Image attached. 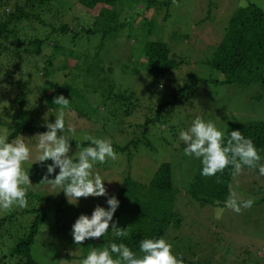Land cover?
I'll list each match as a JSON object with an SVG mask.
<instances>
[{"label": "rangeland", "instance_id": "1", "mask_svg": "<svg viewBox=\"0 0 264 264\" xmlns=\"http://www.w3.org/2000/svg\"><path fill=\"white\" fill-rule=\"evenodd\" d=\"M6 1H8L6 8L9 10L15 1L21 5L26 2ZM75 1L48 0L46 6L53 14L52 12H59L57 9L59 6L67 7L71 3L74 7ZM121 1L124 10L119 16L122 17L134 12L140 13L148 5L146 1ZM121 1L114 5V10ZM250 1L264 9V0H246V3ZM240 3L241 0H176V3L173 0H157V3L149 8V14L152 16L150 26L144 24L135 29L131 33L130 43L122 41V37L106 39L103 51L98 55L96 54L100 42L99 32L89 37L81 33L75 39L77 43L74 45L71 35H54L46 42L43 54L31 58L21 57L9 65L3 64L4 58L0 56V134L6 129L10 133L19 120L17 118L19 114L26 110L36 120L43 121L41 124L54 123V116L47 114L50 108L37 103L40 91L49 92L50 87L45 83L50 84L51 81L53 84L67 83L73 88V94L69 97V108L72 112L70 111L67 117L68 124L76 128L72 138L81 142L86 141L87 136H92L110 139L113 145L123 146L138 136L137 139H142L136 146V153L130 163L133 176L146 183L157 166L166 161L173 166L177 178L185 183L191 176V167L194 166L192 164L196 159L194 156L184 154L185 145L179 139L180 131L187 130L197 116L205 121H212L224 133L230 121L264 120V99L256 101L254 97L257 90L253 88L254 85L236 87L200 81L175 104L174 110L169 113L163 111L162 121L149 126L144 138L141 137L142 127L137 124H144V118L150 117L160 104L172 100L170 93L175 88L172 79H176L178 83L176 86L179 87L194 79L213 80L223 77L220 71L208 65L207 60L213 47L222 39L228 20L234 10L240 7ZM63 9L64 11L59 12L61 20L73 19L76 22H73L71 33H76L83 26H92L90 15H86L88 19L84 16L80 21H76L73 12L64 7ZM20 26L18 25L19 28ZM148 28L152 30V37L166 42L171 53L176 54L175 58L180 62L179 67L164 75H154L142 68L143 63L138 59L140 51L138 49L147 39L145 37ZM48 55L51 56L50 61ZM80 59L87 62L78 61ZM55 67L57 69L53 71ZM23 80L25 86L30 84L31 87L40 90L37 92L34 88L24 103L15 101L11 104V100L19 97L21 91H26L25 87H19ZM113 84L121 90L131 89V85L139 92L140 98L133 99L138 105L132 113H124L128 105L125 104L126 101L116 98L114 101L105 99ZM158 91L164 94H158ZM7 106L9 108H5ZM38 133L42 132L34 131L17 136L24 138L32 150V158L24 164L33 184L28 188V193L57 196L61 189L41 184V180L34 175L33 164L39 155L38 137H35ZM145 141L150 145H146ZM71 146L70 155L75 158L83 148L79 143ZM115 152L118 156L116 160L109 159L106 163H97L93 168L94 174L98 172L104 179L109 196L113 195L114 188L109 179V182H105V177L109 173L116 178L127 165L126 155L118 150ZM232 182H236L235 186L243 184L240 188L241 195L245 199H254L253 206L250 209H243L240 214L226 209L222 218L216 219V209L222 207L209 205L200 207L189 197L181 206L176 205L183 218L182 227L174 233H168L166 239L173 245L174 254L178 257L182 255L185 258L200 259L206 264H264V257L260 255L263 254L260 251H264V202H257L259 196L249 193L254 185L264 186V176L256 169L246 168L237 176L233 175ZM33 201L31 198L28 202ZM106 201L107 197H88L80 198L72 205L88 209L97 205L107 208ZM18 209L21 208L14 207L10 212H18ZM10 212L0 210V215ZM70 214L72 217H79L78 212ZM71 231L72 228L70 232L58 231L55 214L52 211L40 224L31 247L32 256L37 264H60L61 260H65V264H80L85 258H82V254L87 256L93 248H97L91 246V243L89 247H86L85 243L76 245ZM8 236L6 234L0 237V256L6 253V249L11 245ZM5 263L8 264V261Z\"/></svg>", "mask_w": 264, "mask_h": 264}, {"label": "trees", "instance_id": "2", "mask_svg": "<svg viewBox=\"0 0 264 264\" xmlns=\"http://www.w3.org/2000/svg\"><path fill=\"white\" fill-rule=\"evenodd\" d=\"M47 1L26 0L23 5L15 1L11 4L9 10L6 8L8 1L0 0V9L3 7L0 10V56L4 58L3 64L9 65L10 62H16L21 57L31 58L43 54L46 42L54 35L65 36L69 34L74 45L77 43L75 39L81 33L89 37L99 32L100 42L96 55L102 53L106 39H120L122 37V41L130 43L131 33L135 29L144 24L151 25L152 16L149 14V8L157 3V0H136L146 1L148 3L147 7L140 13L135 14L134 12L123 17L119 16L121 11L124 10L121 6V0L115 10L114 5L116 6L119 0H76L74 7L71 3L67 7L59 6L57 8L59 12L64 11L63 7L73 12L76 21H80L84 16L88 19L87 14L92 18L91 27L83 26L81 29L78 28L79 30L76 33H71L76 22L73 19L72 21L61 20L58 11L51 14L50 8L46 6ZM21 24H24V26H20ZM151 33L152 30L148 28L145 37L147 39L144 41L143 46L138 49L140 50L138 51V59L143 63L142 68L154 75H164L179 67L180 62L175 58L176 54L171 53L167 43L156 39L157 37H152ZM48 60H51V56ZM78 61L87 62L81 59ZM207 63L211 68L220 71L223 77L213 80L194 79L190 83L179 87L176 86L178 84L176 79H172L175 84V88L170 93L172 100H166L160 104L159 109L154 110L150 117L144 118V124H137V126L142 127L141 137H145L144 133H147L149 126L162 121L164 110L167 113L174 110L175 104L180 102L200 81L236 87L254 85L253 88L257 90L254 97L256 101L264 99V9L251 1L246 7L236 8L228 20L222 39L213 47ZM58 68L64 69L62 67ZM55 69L57 68L55 67L53 71ZM88 71H91V69ZM137 72H139V69H137ZM51 82L50 84L45 83L50 87V91L46 93L40 91L37 103L38 105L43 104L45 107L48 106L50 112H47V114L53 115L55 119L59 106L52 103L54 97L63 94L69 99L73 94V88L67 83L53 84L54 82ZM115 86L116 84L110 86L109 95L105 99L108 98L114 101L116 98L126 101L125 104L128 103V105L124 113H132L138 105L133 99L140 98L139 92L133 89L131 85V89H122L123 91ZM19 87H25L26 91H21L19 97L11 100V104L15 101L24 103L34 88L36 91L40 90L34 86L31 87L30 84L25 86L24 80L19 84ZM159 93L164 94L162 91H158ZM5 108H9V106ZM35 111L37 110L35 109ZM70 111L72 112L71 108L65 109L66 127ZM17 118L19 120L9 133V142L22 133L47 131L45 124H41L43 121L36 120L27 110L22 111ZM232 130H240L246 138H251L260 155L264 157V120L230 121L225 131L226 139ZM137 137L132 138L123 146L113 145L114 150L126 155L127 167L125 166L119 175H116V178L109 173L105 177V182L110 181L114 188L113 195L120 201L113 220L118 222V226L121 228L128 227L129 236L117 238L109 231L99 239L86 240L84 242L86 247H89L91 243V246L103 249L111 243H125L133 251L139 253L141 240L160 237L167 239L168 233H174L175 230L182 227L183 218L177 211L176 205L177 207L181 206L189 197L200 207L208 205L224 207V202L229 195V185L238 186L237 190L241 193L240 188L243 184L235 186L236 182H232L233 170L231 168H226L222 174L218 173L216 176L205 177L201 175L202 164L197 158H195L196 162L192 164L194 166L191 167V176L185 183L177 178L173 166L166 161L157 166L148 182H141L133 176L130 169V163L136 153V146L142 139H137ZM75 143H79L84 148L89 146L90 141L79 142L72 138L71 144ZM145 144L150 145L148 141H145ZM50 163H52L51 160L43 164H33L34 175L39 180H42L47 171V164ZM58 172L59 169L57 168L56 173ZM49 178H54V175L49 176ZM249 193L259 196L257 202H264V186L254 185ZM31 198L34 201L32 203L28 202L27 208H21L18 209V212H10L3 216L0 215V237L8 234L9 239H11L9 241L11 245L6 249V253L0 256V264H6L7 261L8 264H37L32 256L31 247L39 232L40 224L45 221L52 211L55 214L58 231L70 232V228L77 219V217H72L70 213L78 212L79 216L81 214L91 216L94 210V207L88 209L70 204L63 192H59L57 196L28 193V201ZM17 216H19V220L16 218ZM189 251L191 252L190 249ZM260 252L263 253L260 255L264 257V251L261 250ZM83 257H86V255L82 254ZM191 258L183 257L185 264H206L200 259Z\"/></svg>", "mask_w": 264, "mask_h": 264}, {"label": "clouds", "instance_id": "3", "mask_svg": "<svg viewBox=\"0 0 264 264\" xmlns=\"http://www.w3.org/2000/svg\"><path fill=\"white\" fill-rule=\"evenodd\" d=\"M173 2L176 3V0ZM239 6L246 7V0H241ZM52 103L59 106L54 123H46L47 131L35 136L38 137L39 152L35 163L52 161L47 164L40 183L61 189L70 204H76L80 198L107 197V208L97 205L91 216L81 214L76 219L71 231L73 242L81 245L86 240L104 237L109 231L117 238L128 237V227L121 228L113 220L120 201L115 195L109 196L104 179L98 172H93L95 164L118 158L112 141L87 136L85 139L90 141L89 146L80 150L74 158L70 153L76 128L72 124L66 127L65 123V109L69 108L70 100L61 94L54 97ZM179 139L185 145L184 154L201 161V175L205 177L222 174L226 168H231L233 175L247 168L256 169L264 176V157L253 140L246 138L240 130H232L226 139L225 133L212 121L197 116L187 130L180 131ZM31 158L32 150L24 138L17 137L9 142L7 129L0 134V210L10 212L14 207H28V188L33 184L24 164ZM51 175L54 178L50 179ZM237 187L229 185V195L224 207L216 209V219H221L226 209L240 214L243 209L253 206L254 199L243 198ZM60 264H65V260H61ZM80 264H185V261L182 255L178 257L174 254L170 242L160 237L141 240L139 253L125 243H111L103 249L93 248Z\"/></svg>", "mask_w": 264, "mask_h": 264}]
</instances>
